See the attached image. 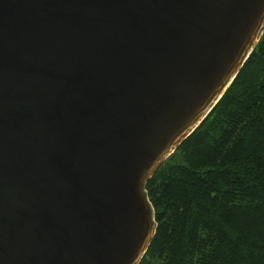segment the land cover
Here are the masks:
<instances>
[{"label":"water","instance_id":"95a60500","mask_svg":"<svg viewBox=\"0 0 264 264\" xmlns=\"http://www.w3.org/2000/svg\"><path fill=\"white\" fill-rule=\"evenodd\" d=\"M264 34V0H0V264H139L147 183Z\"/></svg>","mask_w":264,"mask_h":264},{"label":"trees","instance_id":"16d2710c","mask_svg":"<svg viewBox=\"0 0 264 264\" xmlns=\"http://www.w3.org/2000/svg\"><path fill=\"white\" fill-rule=\"evenodd\" d=\"M147 191L158 227L139 264H264V34Z\"/></svg>","mask_w":264,"mask_h":264}]
</instances>
